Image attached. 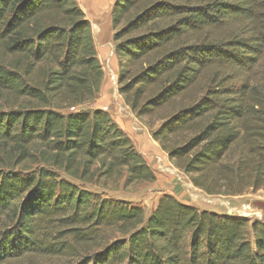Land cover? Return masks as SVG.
Here are the masks:
<instances>
[{
	"label": "trees",
	"instance_id": "1",
	"mask_svg": "<svg viewBox=\"0 0 264 264\" xmlns=\"http://www.w3.org/2000/svg\"><path fill=\"white\" fill-rule=\"evenodd\" d=\"M111 15L117 92L168 161L209 196L264 191V0H113ZM102 79L75 0H0V93L18 101L0 108V264H264L261 221L170 195L147 216L57 174L155 181L108 113L84 108ZM33 156L42 168L14 171Z\"/></svg>",
	"mask_w": 264,
	"mask_h": 264
},
{
	"label": "rangeland",
	"instance_id": "2",
	"mask_svg": "<svg viewBox=\"0 0 264 264\" xmlns=\"http://www.w3.org/2000/svg\"><path fill=\"white\" fill-rule=\"evenodd\" d=\"M79 7L88 18H93L91 15L95 12V9H91L85 6V0H76ZM89 1V0H88ZM91 1V0H90ZM95 4L101 8L104 12L100 15V28L102 31H111L112 37L115 33L112 27V0H94ZM94 19V18H93ZM96 19V18H95ZM95 23V22H93ZM96 25V23H95ZM113 41V40H112ZM104 73L108 75V81L110 86L114 88L117 78L107 71L104 65H101ZM254 83L256 88L259 90V95L264 94V57L259 62V65L255 68ZM103 81V79H102ZM102 84V82H101ZM97 98V97H96ZM18 101L8 94L0 93V108L7 110L9 108H15ZM91 104V103H90ZM88 109V106L84 107ZM142 126L146 129L143 137L137 139L136 142H132L136 151L141 154L145 159L148 167L151 171H154L158 175L159 181L153 183H142L139 185H132L123 188V180H121L116 187L108 186L107 189L95 187L88 184H79L68 178H66L61 172L57 174L71 183L79 185L81 189H86L91 192L103 193L106 197L115 198L120 201L127 202L132 205H138L145 215H149L150 212L155 208L158 200L162 197L161 192L179 190L184 196V202L181 203L196 207L200 211H208L217 214H225L233 217L247 218L250 220H257L264 223V191H252L247 190L240 196H209L203 193L201 190L193 187L189 178L179 169L174 167L167 159V155L159 148V146L151 139V130L146 126L145 122L139 120ZM159 123L153 127H158ZM132 141V140H131ZM2 157V156H1ZM44 165L38 161L37 156L29 157L17 166L14 171L26 174L30 171H34L38 168H42ZM24 168L29 170L24 171ZM155 186V188H154ZM171 196V195H170ZM173 197V196H172ZM174 198V197H173ZM28 264H61L55 259H45L41 257H28L25 260Z\"/></svg>",
	"mask_w": 264,
	"mask_h": 264
},
{
	"label": "crops",
	"instance_id": "3",
	"mask_svg": "<svg viewBox=\"0 0 264 264\" xmlns=\"http://www.w3.org/2000/svg\"><path fill=\"white\" fill-rule=\"evenodd\" d=\"M83 2L85 6L91 8L92 10L95 9V12L91 15L94 19L88 18L86 16L85 18L87 21H89L91 25V35H92V40H93L97 59L99 60L101 65L105 64L107 71L111 73L115 78H117V72H118L117 55L114 50L112 33L111 31H109V34L108 32L104 33V31H102V29L100 28L99 17L100 15H103L104 12L101 10L100 7L97 6V4H95L94 0L91 1L85 0ZM79 6L80 5H78V7ZM93 22H95L96 25ZM107 77L108 75L104 73V78L100 86V90L97 95V98L91 104L88 105V109L89 110L99 109L107 112L110 118L112 119L113 123L119 129H121L134 143L137 141V139L143 137L146 129L142 126L141 122L137 118H135L134 114L125 104L123 98L118 94L117 83H115V86L113 88L112 86H110ZM152 172L154 173V171ZM155 177H156V181L158 182L159 178L156 173H155ZM153 184H156V182L155 183L153 182ZM163 193L173 196L178 201H182V202L185 201L184 196L177 189L172 191L170 190L166 192H161V194Z\"/></svg>",
	"mask_w": 264,
	"mask_h": 264
},
{
	"label": "built area",
	"instance_id": "4",
	"mask_svg": "<svg viewBox=\"0 0 264 264\" xmlns=\"http://www.w3.org/2000/svg\"><path fill=\"white\" fill-rule=\"evenodd\" d=\"M80 109H82V107H76V108L72 107V108L69 109V111L70 112H75V111L80 110Z\"/></svg>",
	"mask_w": 264,
	"mask_h": 264
}]
</instances>
